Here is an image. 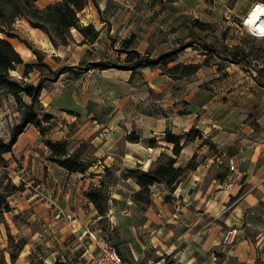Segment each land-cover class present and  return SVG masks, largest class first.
<instances>
[{
	"label": "rangeland",
	"instance_id": "374dc122",
	"mask_svg": "<svg viewBox=\"0 0 264 264\" xmlns=\"http://www.w3.org/2000/svg\"><path fill=\"white\" fill-rule=\"evenodd\" d=\"M59 1L38 0L36 5L39 8H45L49 4ZM257 2L264 3V0H195L193 5L186 0H97L99 9L90 4L79 13L83 26L93 25L95 30L100 31L98 39L94 42L86 40L77 30H72V41L69 45L55 47L44 32L31 28L27 20L23 18L16 19L12 27L8 29L10 35L0 33V38L9 41L26 63L35 64L38 62L30 48L38 50L43 55V62L52 69V72L45 67L30 68L24 82L44 83L45 89L41 95L44 112L54 117L56 126L53 131L60 124L67 128L69 134L66 139L72 141L74 151L81 144L87 143L88 150L85 156L95 162L96 159L90 156L93 151L91 140L84 141L77 147L78 142L71 140V136L83 125L92 128L97 124L105 126L120 117L118 125L126 135L120 142L119 152L123 151L125 143H130L127 138L131 134L140 138V143L133 144H141L150 148L148 142L155 140L157 148L160 147L159 142L172 148L169 151L170 156L166 154L167 149H165L150 168L146 170L143 167L136 168L149 171L152 167L156 169L167 165L170 158L177 160L179 157L176 158L173 154L174 146L166 142V135L171 131H166L161 139H143L136 123L140 117L152 116L154 113H162L164 117H168L173 113L172 106L175 109L179 108L180 112H184L189 105L186 98L190 99L194 93L197 96L194 97L195 101L200 100L203 103L211 101V105L216 108L226 107L228 110H232V115L236 117L235 129H238L242 122L245 123L251 118H254L256 124L257 119L264 117V39L250 36L242 25L245 17ZM214 11L217 14L212 20L210 16ZM195 15H198L197 19L193 18ZM195 20L206 25L199 26L194 23ZM191 30L194 31V36L191 37L192 41L200 40L213 44L217 50H221L224 45L243 46L251 60V65L240 64L241 69L236 71L229 69L232 64L224 62L222 58L213 53L208 55L209 59H206L199 43H196V45L175 54V57L178 62L184 64L199 56L203 58L201 64L206 71L201 78L196 77L195 74L175 80L160 65L155 69H141L135 74L115 68L103 70L92 67L99 61L119 66L124 65L126 49L137 50L153 59L171 54L178 50L179 45L187 46L190 43ZM206 60L208 61L206 62ZM173 65L174 63L169 67ZM24 71V66H19L11 72V75L16 79H22ZM59 71L64 73L60 75ZM192 83H196L193 88L190 87ZM23 99L29 102V99L24 95ZM252 104L257 107L252 108ZM164 107L168 109L165 110ZM21 113L15 98L5 96L0 108V139L4 140L6 144L9 143L11 129L21 120ZM60 113L63 114L59 115ZM56 118L58 119L56 120ZM30 128L28 131L26 129L19 137L11 152L3 156L5 161L0 162V181L7 183L5 177L8 176L15 185L24 186L23 191L16 192L7 199L11 211L0 212V263L5 260L6 264H12L10 254L17 253L15 244L23 239L27 244L18 257V260L21 256L25 257L26 260L23 264H55L62 258L60 255L54 258L50 250L56 249L59 245H50L47 248L41 241L35 242L38 234L43 235L46 230H49L50 225L56 224V227L60 225L61 228H68L72 235H76L74 233L75 213L73 211L66 212L49 200L55 191L56 181L60 178L59 173L50 170V168L57 169L59 166L55 165L56 167H54V164L48 161L50 151L44 143L46 139L50 140L49 137L53 131L47 138H42L36 128L33 126ZM259 128L261 127L259 126ZM235 133L237 134V132ZM187 135L180 137L186 140ZM199 138L202 140V144L207 145L208 148L205 153L194 155L199 164L205 163L206 158L220 157L222 150L218 146L210 143L208 139L203 140V136ZM196 139L197 137L192 141ZM217 158L210 166L209 181L219 180L218 178L225 176L220 180V183H227L226 187L229 189L241 185L245 181L246 178L239 175L238 164H233L230 159L218 161ZM185 165L187 163L181 166ZM110 170L112 177L107 189L109 198L107 215L111 205L110 187L114 184L123 183L125 186L121 190L125 189L124 192L128 198L134 202H136L135 196L143 199L144 202L139 203L143 209H147L152 204L154 194H159L158 186L160 185H154L141 192L142 189L136 181L126 174L130 171L129 169L119 175L118 170L114 168ZM103 178L106 179V175ZM183 179L184 177L182 181ZM206 184H208L207 180ZM244 188L239 196L246 192ZM167 192L169 196L170 193L168 190ZM175 192L176 190L169 201L167 196L165 202L173 208V217L177 218L180 213H176L175 209L179 206L182 211V205H176ZM204 208L201 207L200 210ZM59 210L74 215L73 226L66 220L55 219ZM46 214L49 221L43 223V217ZM88 226L93 230H102V232L104 228H109L112 233L108 238L105 237L117 249L113 241L116 234L111 230L112 227L107 216L103 222L99 221L97 225ZM52 234L50 232L47 237L52 238ZM10 236L13 238L12 241H10ZM237 237L238 233L235 243L226 246L227 249L236 250ZM82 240L80 247H73V239L69 237L64 239L61 253H58L66 259L62 262L92 264L88 254H85L89 240L85 236L82 237ZM185 246L188 245L183 247ZM26 249L29 250V253L23 255L24 252H27ZM250 250L252 252L243 249L242 253H237L236 256L230 257L226 261L229 264H264L262 261L263 251L254 246ZM123 251L128 252L126 248ZM244 252L247 254L246 258L243 255ZM69 257L75 259L68 261ZM18 260L15 264L18 263ZM124 260L129 263L127 259L124 258Z\"/></svg>",
	"mask_w": 264,
	"mask_h": 264
},
{
	"label": "crops",
	"instance_id": "0c3cea01",
	"mask_svg": "<svg viewBox=\"0 0 264 264\" xmlns=\"http://www.w3.org/2000/svg\"><path fill=\"white\" fill-rule=\"evenodd\" d=\"M186 1L193 5L195 0ZM216 14L214 11L210 19L213 20ZM197 16L193 18L197 19ZM199 57L186 64H201L203 58ZM229 69L236 71L241 67L232 64ZM205 71L206 69L201 68L194 75L201 78ZM195 84H190V87L193 88ZM194 97H197L196 93L190 99L186 98L189 105L184 112L172 106L173 113L168 117H164L162 113L140 117L136 120L137 127L144 140L161 139L166 131H171L176 136H186L195 128L200 131L203 140L208 139L210 143L218 146L222 154L218 158H206L205 163L188 172L178 185L174 197L176 205H182V211L177 218L173 217V208L165 202L168 192L163 185L158 186L159 194H154L153 202L147 209L128 198L125 189L121 190L125 186L123 183L119 182L110 187L111 205L107 218L111 230L116 234L113 241L121 257L129 261L128 263L123 258L127 264H229L226 260L242 253L243 249L252 252L250 249L253 246L263 251L264 262V117L257 119L256 124L254 118H251L235 129L236 117L232 115V110L226 107L216 108L211 105V101H195ZM166 107L165 110L168 109ZM256 107L252 104V108ZM61 114L63 113L59 115ZM119 120L120 117L115 122L105 126L97 124L93 128L83 125L71 136V140L78 142L77 147L84 141L92 142L93 151L90 156L96 161L86 174H69L59 167L50 168L52 172L59 173L60 178L56 181L55 191L49 200L66 212L75 213L76 235H72L68 228L52 224L43 235L38 234L35 242L41 241L47 248L50 245H59L50 251L54 258L60 255L61 262L66 261L63 255L58 254L61 253L64 239L69 237L74 240L73 247H80L84 227L97 225L101 220L95 206L87 199L86 192L92 186H100L106 169L114 168L118 170V175L127 169L143 167L146 170L165 149L170 156L169 151L172 148L163 142H159L158 148L125 143L123 151L119 152L120 142L126 135L118 125ZM68 134L67 128L60 124L49 138L57 143L66 139ZM202 143L199 137L190 142L177 159L176 166L188 163L194 155L205 153L208 148ZM216 158L218 161L230 159L233 164H238L239 175L246 178L245 181L232 189L226 187L227 183H220V180L209 181L210 166ZM243 187L246 192L239 196ZM201 207L205 208L200 210ZM43 219V223L49 221L47 214ZM230 228L238 231L235 251L222 245L225 232ZM50 232L53 234L49 239L47 235ZM252 233L256 234L255 237ZM184 245L188 246L183 247ZM125 248L127 253L123 251ZM26 251L23 255L29 253L28 249ZM243 255L247 257L245 252ZM67 259L72 261L75 258ZM25 260L21 256L17 264H23Z\"/></svg>",
	"mask_w": 264,
	"mask_h": 264
},
{
	"label": "trees",
	"instance_id": "16d2710c",
	"mask_svg": "<svg viewBox=\"0 0 264 264\" xmlns=\"http://www.w3.org/2000/svg\"><path fill=\"white\" fill-rule=\"evenodd\" d=\"M38 0H0V33L10 35L8 29L12 27L16 19H26L31 28L38 29L44 32L49 38L50 42L55 47H66L72 41V30H77L84 38L90 42L98 39L100 31L94 29L93 25L83 26L79 17V13L85 10L90 4H93L97 9L99 5L97 0H60L57 3L49 4L45 8H39L36 3ZM262 1V0H260ZM195 24L204 26L206 24L195 20ZM194 31H190L189 44L179 45L175 52L161 56L157 59L151 58L149 55L141 54L137 50L126 49V61L124 65H116L104 61L94 63L92 67L107 69H120L129 71L133 74L144 68L155 69L158 65L165 69L167 74L177 80L196 74L203 66V64H184L177 61L175 54L183 51L185 48L192 47L199 43L206 59L208 55L213 53L215 56L222 58L224 62L235 65H251V60L243 46L237 45L230 47L228 45L222 46L221 50H217L215 45L197 40L192 41ZM199 41V42H198ZM131 43V42H130ZM129 48V46H128ZM36 56L38 62L30 64L24 62L21 55L17 52L14 46L6 39L0 38V108L5 96H12L16 100V104L22 111L21 120L11 129V136L9 143H5L0 139V162H4L3 156L11 152L12 147L17 143L19 137L25 132L29 126L36 128L42 138L47 136L55 128L54 117L44 112V107L41 102V95L45 89L43 82L33 84L24 82L28 77L30 68L45 67L52 72V69L43 62V55L38 50L30 48ZM208 60H206L207 62ZM174 65L169 67L170 64ZM24 66L25 71L22 79H16L11 75L17 67ZM55 73V72H53ZM60 75L64 72H58ZM23 95L29 99L26 102ZM201 137L197 129H192L187 135L186 140L180 136L173 135L169 132L166 135V142L172 144L173 154L176 158L180 157L183 149L192 142L193 138ZM127 140L130 143H140V138L135 134L128 136ZM184 140V142H183ZM50 154L48 161L54 165L66 170L69 174H86L93 166L94 161L86 158L85 154L88 150L87 143H83L77 150H73L72 141L65 139L57 143L51 142L49 139L44 141ZM150 148H156L155 140L148 142ZM87 148V149H86ZM177 160L170 158L167 165L149 171L141 169L130 170L126 174L129 178L136 181L137 185L142 189L141 192L148 190L154 185H163L169 191L167 200L169 201L176 190V186L182 181V178L190 171H194L200 165L194 156L185 166L176 167ZM106 179H102L100 186H92L87 192L86 197L93 203L98 214L101 217L100 222L107 216L109 206V198L107 189L111 183L112 173L110 169H106ZM225 176L218 178L224 179ZM7 183L0 181V212H10L11 208L8 203V198L16 192L23 191V185H15L11 178L5 177ZM3 179V180H5ZM135 201L143 203L144 200L139 196H135ZM104 235L108 238L112 233L109 228H104ZM13 238L10 236V241ZM26 241L21 239L17 242V253L10 254L11 263L15 264L18 260L20 252L26 246ZM0 264H6L3 260ZM55 264H72L70 262L57 261Z\"/></svg>",
	"mask_w": 264,
	"mask_h": 264
},
{
	"label": "built area",
	"instance_id": "2783aa9c",
	"mask_svg": "<svg viewBox=\"0 0 264 264\" xmlns=\"http://www.w3.org/2000/svg\"><path fill=\"white\" fill-rule=\"evenodd\" d=\"M243 28L247 34L257 39H264V3L257 2L245 17ZM176 213L181 212V207H176ZM56 220H66L73 226L74 215L71 213H64L59 210L55 215ZM81 237L85 236L89 240V245L86 248L85 254H88L89 260L92 264H127L117 249L105 237L102 230H93L89 226L84 227ZM76 228H74V233ZM237 229L233 228L226 232L223 244L231 246L235 243Z\"/></svg>",
	"mask_w": 264,
	"mask_h": 264
}]
</instances>
